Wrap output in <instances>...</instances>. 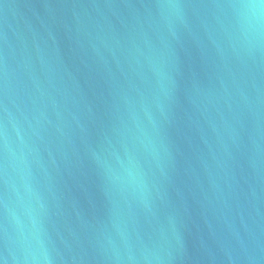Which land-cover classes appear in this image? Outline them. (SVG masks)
<instances>
[{
  "label": "water",
  "instance_id": "water-1",
  "mask_svg": "<svg viewBox=\"0 0 264 264\" xmlns=\"http://www.w3.org/2000/svg\"><path fill=\"white\" fill-rule=\"evenodd\" d=\"M253 3L0 0L3 264H264Z\"/></svg>",
  "mask_w": 264,
  "mask_h": 264
},
{
  "label": "clouds",
  "instance_id": "clouds-1",
  "mask_svg": "<svg viewBox=\"0 0 264 264\" xmlns=\"http://www.w3.org/2000/svg\"><path fill=\"white\" fill-rule=\"evenodd\" d=\"M262 6H264V0H259V3L244 5V7L246 8L256 9V10H259ZM259 19H260L259 11H257V20L259 21ZM0 264H3V261H0Z\"/></svg>",
  "mask_w": 264,
  "mask_h": 264
}]
</instances>
